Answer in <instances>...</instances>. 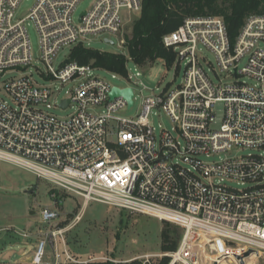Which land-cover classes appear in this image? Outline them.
Instances as JSON below:
<instances>
[{"label": "built area", "instance_id": "obj_1", "mask_svg": "<svg viewBox=\"0 0 264 264\" xmlns=\"http://www.w3.org/2000/svg\"><path fill=\"white\" fill-rule=\"evenodd\" d=\"M22 1L0 0V78L32 65L28 19L40 35L44 77L75 84L57 100L52 85L27 75L6 81L9 101L0 98V162L50 182L55 190V209H43L42 219L60 218L59 192L66 193L81 198L83 209L96 201L182 229L175 251L109 260L115 264H156L163 258L168 264H264V48L259 46L264 15L249 16L234 42L222 17L187 18L163 37L176 60L186 61L184 83L145 98L139 115L123 118L117 112L129 106L127 100L110 95L131 89L134 104L132 86L114 85L70 58L58 69L54 62L65 48L85 46L89 36H120L128 18L141 13L143 0H97L78 20L82 0H37L28 17L17 20ZM200 44L216 55L232 83L211 79ZM245 57L248 63L240 69ZM135 65L136 75L112 72V78L140 77L146 70ZM218 103L225 104V116L214 130ZM69 108L74 112L64 118L53 113ZM154 110L166 113L173 127L158 132L150 121ZM234 148L261 153L205 160ZM59 235L63 230L39 241L32 264H42L46 242ZM67 259L73 260L68 253Z\"/></svg>", "mask_w": 264, "mask_h": 264}, {"label": "rangeland", "instance_id": "obj_2", "mask_svg": "<svg viewBox=\"0 0 264 264\" xmlns=\"http://www.w3.org/2000/svg\"><path fill=\"white\" fill-rule=\"evenodd\" d=\"M96 1L82 0L77 6L75 18L78 20L79 16L90 10ZM36 2L37 0H23L16 11V19H26ZM139 16L140 14L134 13L128 18L129 23L125 24L120 36L112 34L89 36L84 43L85 46L101 52L127 54L124 43L121 41H125V37L131 34L132 25ZM25 21L31 41L33 62L25 70L6 73L0 78V98L9 101L3 88L6 81L32 75L33 79L40 84L52 85L55 98L62 100L74 89L75 84H63L60 81H52L44 77L43 73L47 74L48 70L40 58L39 32L31 20L26 19ZM106 39L113 41V44L107 43ZM259 46L264 48V43H260ZM73 47H67L59 53L55 58V69L61 67L70 58ZM199 48L201 55L205 58L202 66L211 79L214 82L232 83L234 77H228V74L221 70L216 55L201 44ZM247 63L248 57L243 58L239 65L240 69H243ZM150 66L151 64L146 65V71L141 72L142 75L133 78L131 82L124 76L112 78V72L93 68V75H98L114 85L122 88L133 87L135 91L134 104L117 112L118 116L135 118L141 113L142 102L145 98L158 95L165 90H174L184 83L185 60H176L170 67L164 61L158 60ZM135 68L134 62L131 60L126 62L128 75H136ZM242 78L249 84H255L248 77ZM73 112L72 108L66 111L53 110V113L60 118L67 117ZM215 116L212 128L219 130L225 116L224 103H218L215 106ZM150 121L158 132L161 128L171 129L173 127L171 119L163 111L154 110ZM260 153V151L234 148L205 160L213 162L249 154L260 155ZM229 185L236 187L232 183ZM52 190L54 189L50 182L44 179L39 180L29 172L0 162V264H29L28 261L36 254L39 239H47L46 237L55 230H63V235H59L54 240L49 239L51 242H46L44 263L48 257H54L55 254L57 257L61 255L62 261L70 260L67 259V253L74 261L85 259L124 261L146 254L171 253L173 251H163L162 249V231L164 230L170 233L173 242L180 241L178 235H182V229L174 224L162 222L148 215L110 208L96 201L90 202L83 209V200L72 195L63 198V208L60 207L58 211L61 214L60 218L46 222L42 219V210L45 208L55 209L54 199L51 197ZM79 214H82V217L80 221H77L76 217ZM165 260L168 264V258L157 259L156 264H165L163 263Z\"/></svg>", "mask_w": 264, "mask_h": 264}, {"label": "trees", "instance_id": "obj_3", "mask_svg": "<svg viewBox=\"0 0 264 264\" xmlns=\"http://www.w3.org/2000/svg\"><path fill=\"white\" fill-rule=\"evenodd\" d=\"M251 15H264V0H143L140 16L134 21L131 34L125 37L124 47L127 54L101 52L83 45H75L70 60L79 65L118 74L127 73V56L143 68L150 64L152 66L158 60L164 61L170 67L176 61L177 54L164 47L163 37L176 30L185 19L222 17L227 24L230 39L234 42L246 19ZM69 196L59 192L61 198ZM181 236L178 235V240H181ZM179 243L180 241H172L168 231H162L163 251H174ZM166 262L167 260L163 263ZM77 264L115 263L107 260Z\"/></svg>", "mask_w": 264, "mask_h": 264}, {"label": "water", "instance_id": "obj_4", "mask_svg": "<svg viewBox=\"0 0 264 264\" xmlns=\"http://www.w3.org/2000/svg\"><path fill=\"white\" fill-rule=\"evenodd\" d=\"M107 43L113 44V41L106 39L105 40ZM111 98L115 97H124L128 104L131 106L133 104V91L131 89H125V90H119V89H114L111 92ZM65 104H68V102H65ZM28 192V191H26ZM251 252H248L246 256H249Z\"/></svg>", "mask_w": 264, "mask_h": 264}, {"label": "crops", "instance_id": "obj_5", "mask_svg": "<svg viewBox=\"0 0 264 264\" xmlns=\"http://www.w3.org/2000/svg\"><path fill=\"white\" fill-rule=\"evenodd\" d=\"M42 238H40L39 240H41ZM35 256V255H34ZM89 256H91V255H89ZM34 258V257H33ZM33 258L30 260V261H28L29 262V264H32V261H33ZM136 258V257H135ZM131 259H133V258H131ZM86 260V261H85ZM85 260H78V261H70V260H63L62 261V256L61 255H59L58 257L56 256V254H55V256L54 257H48V259H47V261H45V263L43 262V264H77V263H81V262H84V263H87V262H92L93 260L92 259H90V260H88V259H85ZM109 260V259H108ZM127 260H129V259H127ZM74 262V263H73Z\"/></svg>", "mask_w": 264, "mask_h": 264}]
</instances>
